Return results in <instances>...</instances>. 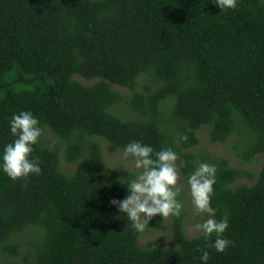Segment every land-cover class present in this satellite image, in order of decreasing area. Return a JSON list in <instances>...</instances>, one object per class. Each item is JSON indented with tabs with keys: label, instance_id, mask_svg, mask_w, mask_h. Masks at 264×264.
Wrapping results in <instances>:
<instances>
[{
	"label": "trees",
	"instance_id": "trees-1",
	"mask_svg": "<svg viewBox=\"0 0 264 264\" xmlns=\"http://www.w3.org/2000/svg\"><path fill=\"white\" fill-rule=\"evenodd\" d=\"M20 111L43 127L41 171L0 172V264H201L198 247L207 264H264V165L256 177L195 153L205 132L243 162L264 158V0L223 12L215 0H0V152ZM132 141L172 148L187 178L216 166L211 206L230 247L188 236L184 212L174 247L140 244L163 219L130 229L110 201L135 175L106 159ZM243 176L253 184L233 187Z\"/></svg>",
	"mask_w": 264,
	"mask_h": 264
},
{
	"label": "clouds",
	"instance_id": "clouds-1",
	"mask_svg": "<svg viewBox=\"0 0 264 264\" xmlns=\"http://www.w3.org/2000/svg\"><path fill=\"white\" fill-rule=\"evenodd\" d=\"M238 2L239 0H215L221 12L236 9ZM8 124L14 139L11 143L5 144L0 152V172L13 181L26 178L30 174L39 175L41 171L39 159L31 154L43 135L44 130L40 122L31 111H20L11 116ZM185 141L187 136L178 137V142ZM122 156L125 160L130 157L129 163L139 171L135 179L120 181L122 184L127 183L129 194L123 200L113 199L110 203L126 216L130 222V229L136 232L144 231L148 221L157 215L163 219L179 216L184 205L177 198L179 196V190L176 188L179 178L177 153L172 148L154 151L150 145L132 141L123 147ZM216 173L217 168L214 164L202 162L188 176L187 184L193 208L196 212L206 215V218L194 224L192 229L202 233L206 241L214 235L210 247L218 253H223L233 241L223 235L229 227L228 216L223 215L216 219V209L211 206ZM196 250L201 252L199 257L201 264H207L209 252L199 247Z\"/></svg>",
	"mask_w": 264,
	"mask_h": 264
},
{
	"label": "rangeland",
	"instance_id": "rangeland-1",
	"mask_svg": "<svg viewBox=\"0 0 264 264\" xmlns=\"http://www.w3.org/2000/svg\"><path fill=\"white\" fill-rule=\"evenodd\" d=\"M82 81V79H80ZM86 84H92L94 81L85 82ZM116 89L120 90L124 94L128 91L125 89H121L116 87ZM201 138V146L199 149L195 150V153H199L200 151H205L212 159L219 161L221 158H225L229 161L231 167L238 168L241 170H246L257 177L259 171L262 169L264 165V158L259 157L257 160H254L252 164H248L243 162L239 158L235 156V154L231 151V145L233 140L226 144H212L206 133H200ZM108 164L120 171L122 174H134L135 177L139 170L135 169L134 166L129 163L130 157L128 160H125L122 156V153H117L113 156H106ZM179 169V168H178ZM240 184H253V181L249 179L247 176H243L237 180V182L233 185L236 187ZM176 188L179 190V197L182 201L184 207L181 212L186 213V227L185 230L190 237L198 236L202 233L196 232L192 229V226L196 223L202 222L203 219L206 218L205 214H201L195 211L191 204V196L189 191V186L187 184V177L184 176L179 169V178L177 181ZM163 219V218H162ZM170 222L171 216L163 219V224L159 228H154L152 230L144 231L140 238V244L142 246H146L149 244H153L158 247H174V242L171 238L170 233Z\"/></svg>",
	"mask_w": 264,
	"mask_h": 264
}]
</instances>
